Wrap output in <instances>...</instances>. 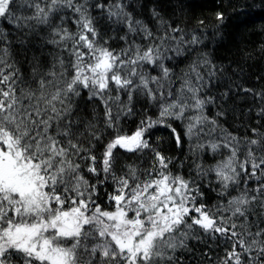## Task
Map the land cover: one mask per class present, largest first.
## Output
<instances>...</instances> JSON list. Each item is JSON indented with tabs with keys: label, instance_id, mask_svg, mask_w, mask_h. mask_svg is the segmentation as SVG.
Returning a JSON list of instances; mask_svg holds the SVG:
<instances>
[{
	"label": "snow or ice",
	"instance_id": "obj_1",
	"mask_svg": "<svg viewBox=\"0 0 264 264\" xmlns=\"http://www.w3.org/2000/svg\"><path fill=\"white\" fill-rule=\"evenodd\" d=\"M143 7L0 0V264H264V90Z\"/></svg>",
	"mask_w": 264,
	"mask_h": 264
},
{
	"label": "trees",
	"instance_id": "obj_2",
	"mask_svg": "<svg viewBox=\"0 0 264 264\" xmlns=\"http://www.w3.org/2000/svg\"><path fill=\"white\" fill-rule=\"evenodd\" d=\"M156 2L162 7L164 18L173 26L178 25L185 33L195 32L197 35L209 36L210 39L205 41L207 47L201 46L200 50L211 52L213 62L218 66L229 67L228 75L232 76V79H238L237 76L232 75L234 71L239 73L243 70L246 79L242 82L246 87L256 91L264 90V0H156ZM141 3L144 7L137 9L142 13L138 18L147 19L148 9L153 6V0H141ZM237 9L245 11L238 13ZM217 12L224 13L223 22L216 18ZM242 20L246 22L241 23ZM113 34L108 33V35ZM213 36L216 39H211ZM183 67L184 64L179 65V68ZM235 106L238 109V118L230 120L229 123L243 129L248 117L255 116V111L249 113L247 110L249 107L255 109L256 102L250 96L246 98L242 96L235 101ZM88 107L91 110L92 106ZM239 109H244L245 115L242 118H239ZM124 127L131 133L135 130L136 123L130 120ZM229 130L233 128L230 127ZM157 137L161 138L162 146H168L167 130L154 129L151 140L155 142ZM172 149L170 155H180L174 150V145ZM120 155L129 162L130 159H135L123 152ZM144 166L147 167V163ZM173 171L176 169L174 168ZM211 196L209 203L214 204L215 194L212 193Z\"/></svg>",
	"mask_w": 264,
	"mask_h": 264
}]
</instances>
